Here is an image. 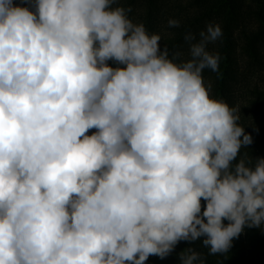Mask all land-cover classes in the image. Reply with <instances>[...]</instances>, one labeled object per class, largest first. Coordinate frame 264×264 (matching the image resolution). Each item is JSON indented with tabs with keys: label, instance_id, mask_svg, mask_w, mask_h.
<instances>
[{
	"label": "clouds",
	"instance_id": "clouds-1",
	"mask_svg": "<svg viewBox=\"0 0 264 264\" xmlns=\"http://www.w3.org/2000/svg\"><path fill=\"white\" fill-rule=\"evenodd\" d=\"M117 4L0 0V264L215 255L264 228V158L241 156L240 110L204 83L220 25L177 63Z\"/></svg>",
	"mask_w": 264,
	"mask_h": 264
},
{
	"label": "trees",
	"instance_id": "trees-1",
	"mask_svg": "<svg viewBox=\"0 0 264 264\" xmlns=\"http://www.w3.org/2000/svg\"><path fill=\"white\" fill-rule=\"evenodd\" d=\"M114 6L130 9L128 16L134 23H143L149 34L160 35V48L167 47L170 57L175 52L184 53L177 63L189 58L184 39L187 33L198 37L209 23L219 24L222 36L208 45V51L220 56L219 69L204 70L205 86L214 99L240 110L239 123L252 137V143L241 149V156L253 164L254 159L264 156V83L249 89L245 75L250 68L264 71V0H118ZM170 19L178 20L179 27H169ZM252 116L261 119L260 133L248 121ZM189 247L201 254L203 264H264V228L246 227L227 253L210 255L200 241H180L166 258L150 256L145 264H180L179 253Z\"/></svg>",
	"mask_w": 264,
	"mask_h": 264
},
{
	"label": "rangeland",
	"instance_id": "rangeland-1",
	"mask_svg": "<svg viewBox=\"0 0 264 264\" xmlns=\"http://www.w3.org/2000/svg\"><path fill=\"white\" fill-rule=\"evenodd\" d=\"M263 55H264V52H263ZM243 69H244V66H243ZM244 70H245V72H247V70H248L247 66L245 67ZM245 75L247 77L246 86H248L249 89L253 88L256 85L260 86L264 83V71L263 70L261 72H257L255 70H253L252 68H250V71H248ZM249 98H251V95H249ZM248 121L251 125H253V129L255 131H256V129H258V132L259 133L261 132L262 124H261L260 118H257V117L253 118V116H252V118L248 117ZM261 158H264V156H262Z\"/></svg>",
	"mask_w": 264,
	"mask_h": 264
}]
</instances>
